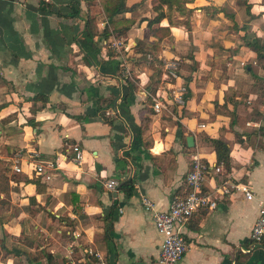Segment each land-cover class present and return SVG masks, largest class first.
I'll return each mask as SVG.
<instances>
[{
  "label": "crops",
  "instance_id": "0c3cea01",
  "mask_svg": "<svg viewBox=\"0 0 264 264\" xmlns=\"http://www.w3.org/2000/svg\"><path fill=\"white\" fill-rule=\"evenodd\" d=\"M120 1L140 5L110 16ZM185 7L178 19L188 25L152 26L171 32L152 67L144 21L156 15L151 0H0V160L8 168L0 264H90L88 252L109 264H156L162 237L141 196L167 210L186 193L193 157L207 165L205 192L229 179L248 184L253 198L234 192L194 213L176 264H264V245L249 240L264 202V4ZM255 39L262 58L249 45ZM168 61L177 79L166 77ZM208 139L228 145L230 172L216 164ZM36 163L44 173L32 174ZM110 180L133 181V195L107 189Z\"/></svg>",
  "mask_w": 264,
  "mask_h": 264
},
{
  "label": "built area",
  "instance_id": "2783aa9c",
  "mask_svg": "<svg viewBox=\"0 0 264 264\" xmlns=\"http://www.w3.org/2000/svg\"><path fill=\"white\" fill-rule=\"evenodd\" d=\"M115 48L120 43L113 44ZM166 77L177 79V64L175 61H168L163 64ZM185 90L180 89L173 94V99L177 104H183V95ZM160 102H154L153 109L159 112L161 109ZM113 113V112H112ZM73 160L80 164L83 155L78 146L72 147ZM19 158L22 155L18 154ZM37 154H31V160L36 161ZM36 174L44 173L41 163L34 165ZM218 171V169H216ZM16 172H21L20 167H15ZM208 168L205 162L197 157L191 160L190 170L185 178L186 193L180 197H173L167 210L160 211L155 208L154 203L147 197L141 196L140 202L143 209L149 212L157 233L162 237L158 258L156 264H176L187 251V244L183 235V228L188 223L191 216L200 209L213 210L217 206V200L229 197L234 192H240L248 200L253 198V192L246 183L232 182L226 179L212 191L205 192V180ZM118 182L108 181L105 187L109 190H116ZM249 240L255 245H264V202L259 204V212L256 222L253 224ZM93 261L90 264H109L104 258L96 252H88Z\"/></svg>",
  "mask_w": 264,
  "mask_h": 264
},
{
  "label": "trees",
  "instance_id": "16d2710c",
  "mask_svg": "<svg viewBox=\"0 0 264 264\" xmlns=\"http://www.w3.org/2000/svg\"><path fill=\"white\" fill-rule=\"evenodd\" d=\"M189 0H151V5L153 11L156 13V15L152 19H144L146 21L147 28L149 29V35L154 38L153 45L149 48V57L151 61V66L154 67V64L159 66L157 62V53L159 52L158 44L166 37H169L171 35L169 27H158L156 29L152 28L155 24H160V22L164 19L168 21L169 26H175L180 24L188 25L185 20H179L178 17H186L189 14L188 9L185 7V4ZM264 4V0H262ZM43 2H40L42 4ZM44 4V3H43ZM140 4H135L131 7H126L123 3V1L118 2L115 4L112 8H109V14L117 15L124 12H131L134 11ZM165 7V8H164ZM77 13V8L74 6L73 13H71V16ZM95 21L94 19H89L86 22V36L88 38H92L94 35H96L95 30ZM253 47L255 53L257 54L258 58H262L263 55L261 54V51H263V45L259 43L256 39L254 40L253 44H249ZM110 51H107V54L110 56ZM113 55V53H112ZM119 68V66H118ZM156 69V68H154ZM46 102V100L43 101V103ZM108 124H111L109 120H106ZM208 143L213 148V151L215 153L216 158V164L222 165L226 172H230V149L228 145L221 139H208ZM8 171V168L6 166V163L2 160H0V191L6 192V188L8 185V178L6 176V173ZM32 174H35V170L32 169ZM119 189L128 197L132 196L135 188H134V182L129 180L125 181L122 184L119 185Z\"/></svg>",
  "mask_w": 264,
  "mask_h": 264
},
{
  "label": "water",
  "instance_id": "95a60500",
  "mask_svg": "<svg viewBox=\"0 0 264 264\" xmlns=\"http://www.w3.org/2000/svg\"><path fill=\"white\" fill-rule=\"evenodd\" d=\"M186 143H187V146L188 147H193L194 146V139H193V137L192 136H188L187 138H186Z\"/></svg>",
  "mask_w": 264,
  "mask_h": 264
}]
</instances>
